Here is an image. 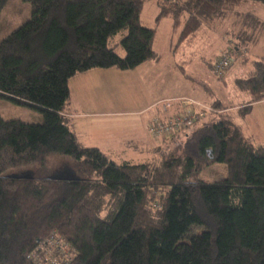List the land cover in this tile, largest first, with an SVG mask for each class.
Instances as JSON below:
<instances>
[{
    "label": "trees",
    "instance_id": "obj_1",
    "mask_svg": "<svg viewBox=\"0 0 264 264\" xmlns=\"http://www.w3.org/2000/svg\"><path fill=\"white\" fill-rule=\"evenodd\" d=\"M24 1L29 20L0 41V101L39 111L43 122L0 114V264H35L29 256L54 232L68 243L69 264H264V143L236 123L264 101V56L236 80L240 102L213 101L215 113L184 133L179 154L117 164L71 131L69 82L160 60L157 29L142 23L144 0ZM165 1L155 21L171 18L175 51L199 37L200 12L223 17L252 0ZM8 3L0 0V14ZM233 44L228 52L247 64L244 42ZM62 156L81 176L19 172ZM215 163L226 165L224 177L199 178Z\"/></svg>",
    "mask_w": 264,
    "mask_h": 264
},
{
    "label": "rangeland",
    "instance_id": "obj_2",
    "mask_svg": "<svg viewBox=\"0 0 264 264\" xmlns=\"http://www.w3.org/2000/svg\"><path fill=\"white\" fill-rule=\"evenodd\" d=\"M143 3L141 12L143 25L157 29V39L154 48L156 45L160 61H153L155 62L153 63V69L148 70L146 68L144 70L145 73L148 71V74H150L149 71L154 70L152 74V79L156 84L154 87L160 88L163 86L162 92L169 95V98L185 95L203 100L201 98L207 94L205 89L208 86V90L210 88L213 91L212 96L207 98L208 103L213 100H220L226 107L238 104L240 101L237 98L239 97V91L236 89V80L252 71L254 68L252 62L264 56V4L257 0L242 3L235 12H228L223 17L212 18L205 12H200L199 15L203 27L199 37L193 43H182L180 48L174 51L171 44L174 41L173 37L170 39L172 34L171 18L162 19L158 24L155 21L161 5L167 4V2L165 0H144ZM31 12L30 4L24 0H9V3L0 14V41L29 20ZM233 42H236V44L244 42L248 49L246 55H248L249 61L247 64L242 65L238 61L237 55H240L239 52L235 53V57L237 56L238 59L231 66L232 70L229 69V71L231 70L228 72L229 74L227 73L223 77L216 79L210 66L216 64L222 54L228 52V50L236 49L237 45H234ZM118 53L123 55V50H118ZM209 107L212 110L211 105ZM211 110L206 116V120H208L210 113H215V111ZM0 114L6 120L20 119L22 122L31 124L43 122L39 111L13 105L6 100L0 101ZM236 123L243 124V121L237 119ZM201 125L202 123L198 122L187 132L192 134ZM109 133L106 131L100 134V131H95V133H92V137L85 136V138L91 139L89 140L91 142L101 144V151L106 153L117 164H122L123 162L140 164L142 162L160 160L162 156L171 155L175 151H177L176 154H179L181 151L178 149L181 147L180 144H184L186 141L182 140L184 139L182 138L177 142H173L169 140V137L164 140H157V145H163L161 152L158 154L159 152L157 151L151 155L142 151L143 145L148 144L150 139L144 138L141 133L138 134V131L123 127V129L119 130V133ZM165 140L167 141L165 142ZM110 141L116 142L117 145L113 146V148H108ZM124 143H128V146ZM103 144L108 146L105 147ZM70 171L81 176L75 160L62 156L51 158L48 168L33 167L28 170H20L19 172H25V174L21 173L25 176H28V173H33L38 178H51L54 175H62L63 172L66 176H71L69 175ZM226 173L227 170L224 163H215L210 167L204 168L199 174V178L206 182H211L221 179Z\"/></svg>",
    "mask_w": 264,
    "mask_h": 264
},
{
    "label": "crops",
    "instance_id": "obj_3",
    "mask_svg": "<svg viewBox=\"0 0 264 264\" xmlns=\"http://www.w3.org/2000/svg\"><path fill=\"white\" fill-rule=\"evenodd\" d=\"M172 37L170 35V39ZM155 49L158 51L156 45ZM238 61L242 65L246 64L241 58ZM153 63L155 62L145 63L135 70L126 72L118 69H95L81 73V75H77L70 80L69 86L72 92V100L67 117L71 120V131H74L78 142L82 146L101 149V144L91 142L89 141L91 139L85 138V136L92 137V133H95V131H100V134L106 131L116 134L125 127V129L138 131V134L141 133L144 138L150 139L148 144L143 145L142 151L151 155L157 152L156 149L161 144L157 145V139L150 136L147 127L152 118L157 115L162 116L164 113L161 108H155L153 104L166 99L193 97L184 95L169 98V95L162 92L163 86L160 88L154 87L156 85L152 79L154 70L149 71L150 74H148V71L146 73L144 71L146 68L148 70L153 69ZM205 91L207 94L201 98L203 100L196 98L197 100L199 99L198 101H201L206 106L211 105L210 103L213 101H218L213 100L208 103L207 98L212 96L213 91L210 88L209 90L205 89ZM179 107V105L174 107L173 112L179 111ZM169 115L165 116L169 117ZM237 119L243 121V124L240 125L251 135L254 142L258 144L264 143V101L254 104L251 114L247 117ZM205 120L206 118L201 122ZM190 129L177 134L175 141L182 139L184 133ZM169 140L171 141L172 139L170 138ZM107 144L103 145L107 147ZM124 144L128 146V143ZM116 145V142L110 141L108 148H113Z\"/></svg>",
    "mask_w": 264,
    "mask_h": 264
},
{
    "label": "built area",
    "instance_id": "obj_4",
    "mask_svg": "<svg viewBox=\"0 0 264 264\" xmlns=\"http://www.w3.org/2000/svg\"><path fill=\"white\" fill-rule=\"evenodd\" d=\"M234 55L233 51H229L217 61L216 79L224 76L235 57ZM178 105L180 110L173 112L174 107ZM153 106L161 108L164 113L162 116L157 115L152 118L147 127L150 136L158 140L183 133L186 129H190L197 122L205 119L211 110L201 101H195L190 97L162 100V102H155ZM167 114H170L169 117L165 116ZM37 247V252L31 257L29 256L35 264H69L70 262L68 243L56 232L45 238Z\"/></svg>",
    "mask_w": 264,
    "mask_h": 264
},
{
    "label": "water",
    "instance_id": "obj_5",
    "mask_svg": "<svg viewBox=\"0 0 264 264\" xmlns=\"http://www.w3.org/2000/svg\"><path fill=\"white\" fill-rule=\"evenodd\" d=\"M64 173V172H63ZM62 173V175H54L52 178H56V179H63V178H69V176H66L65 174H63ZM66 174H68V173H66ZM69 175H71V174H69ZM16 177V176H15Z\"/></svg>",
    "mask_w": 264,
    "mask_h": 264
}]
</instances>
